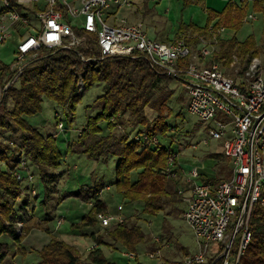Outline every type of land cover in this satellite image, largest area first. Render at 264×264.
Segmentation results:
<instances>
[{"label": "built area", "instance_id": "built-area-1", "mask_svg": "<svg viewBox=\"0 0 264 264\" xmlns=\"http://www.w3.org/2000/svg\"><path fill=\"white\" fill-rule=\"evenodd\" d=\"M133 1L0 0V44L16 39L8 68L10 76L3 81L2 93L39 58L42 49L84 46L86 37L78 34L74 26L96 34L98 59L140 57L157 74L180 79L188 97L187 110L198 116L211 138L221 141L222 154L231 163V175L213 185L200 181L199 166L189 170L190 177L179 185L178 192L185 203L182 215L196 238L197 249L178 258L167 257L163 246L168 247L169 243L155 237L153 240L159 246L145 249L144 255L154 260V264H241L251 239L253 206L264 205V72L260 59L253 57L240 78L235 79L227 75L214 58L215 42L222 26L209 27L211 41L201 36V46L195 52L182 34L166 42L160 41L150 37L140 23L117 18V11L130 7ZM247 17L254 18L252 14ZM186 57L190 58L189 62L180 65V60ZM197 58L202 62L196 61ZM81 59L96 60L83 55ZM79 84L82 85L81 80ZM54 115L56 128L65 131L61 112L55 111ZM130 138L138 142L140 148L159 143L158 137L149 135L145 128L134 132ZM3 142L12 150L8 154L15 156L7 170L19 183L20 191L35 197V177L29 170L21 139L4 138ZM176 157L177 153L172 152L163 168L168 178L178 175ZM96 215L103 227L126 222L122 214L100 211ZM61 222L62 219H58L57 225ZM20 226L19 221L14 226L17 234L21 232ZM122 256L135 259L139 254L125 249Z\"/></svg>", "mask_w": 264, "mask_h": 264}, {"label": "trees", "instance_id": "trees-1", "mask_svg": "<svg viewBox=\"0 0 264 264\" xmlns=\"http://www.w3.org/2000/svg\"><path fill=\"white\" fill-rule=\"evenodd\" d=\"M188 2L184 0L183 6H188ZM253 9L261 13L264 19V0H254ZM246 10L247 5L237 7L233 3H227L220 12L210 14L209 11L203 26L180 22L179 31H191L194 37L186 41L190 40L196 44L198 38L207 33L212 15L218 17L216 26L222 25L238 30L243 24ZM74 27L78 34L86 37L84 46L76 49H42L39 58L23 71L15 84L2 93L0 134L6 131L14 133L12 132L14 124L22 133L23 153L33 173L38 174L45 188L44 198H47L52 188L49 181L55 176L53 170L60 165L62 158V152L56 144L57 131L45 136L38 128L27 124V117L39 113L44 98H47L61 108L59 112L63 115L65 123L70 125L82 93L94 84L103 83V92L95 102L100 105L101 112L88 118L76 141L68 144L67 151H77L88 158L101 161L114 157L117 190L127 199L142 200L147 212L154 213L162 209L166 203L175 204L181 201L182 194L178 192L179 185L183 183L181 172L179 171L176 177L170 178L169 185L163 181L165 178L163 168L172 153L171 149L161 145L160 141L154 147L140 148L138 142L131 140L132 133L122 126L123 119L127 116L129 126L136 128L134 132L145 128L151 136L167 134L169 126L166 120L171 110L168 101L173 89L165 86L158 93H154L153 88L157 87L159 80L170 75L157 74L156 70L140 57L109 56L98 59L96 34ZM217 43L218 49L216 47L214 57L220 67H228L231 57L235 56L242 66L240 73L258 53L255 40L251 36L243 41H238L234 37L229 40L219 39ZM81 55L94 57L96 60L83 61ZM189 59L186 57L180 60V65H186ZM6 71L7 76H10L8 67L3 66L2 74H6ZM80 80L82 89H80ZM8 103H11L9 110H7ZM146 108L154 112V122L146 121ZM102 119L108 121L110 126L107 134L101 133L98 126V121ZM118 125L121 126L119 134L116 133ZM10 150L11 148L1 140L0 136V236L7 233L15 240L17 249H20L19 244L33 225L22 221L21 232L19 234L15 232L14 226L21 218L13 203H16L21 191L19 183L7 170V167L15 161V156L8 154ZM210 156L225 161L223 154L212 153ZM227 160L219 165L220 174L210 177L205 172H201L200 179L213 185L228 179L231 172L226 164ZM132 172L136 173L134 181L130 180ZM102 188L103 183L95 181L91 185H83L76 192H71L83 201L92 202L89 212L82 217L75 228L81 229L94 223L95 214L105 209L100 196ZM25 202L23 199L19 206L21 211L25 210ZM164 228L167 230L166 224ZM251 228V239L241 264H264V205L253 206ZM104 236L132 252H137L138 245L145 242H149L148 249L159 246L136 223L125 222L112 228L105 227L104 234L96 239L97 246L91 247L83 256L70 243L52 236L38 251L36 264H112L104 256L103 249L99 247L104 242ZM160 238L163 240L165 237L161 235ZM188 252L183 250L182 255ZM8 254V245L0 240V262ZM135 259V264H142L137 260L138 258Z\"/></svg>", "mask_w": 264, "mask_h": 264}, {"label": "rangeland", "instance_id": "rangeland-1", "mask_svg": "<svg viewBox=\"0 0 264 264\" xmlns=\"http://www.w3.org/2000/svg\"><path fill=\"white\" fill-rule=\"evenodd\" d=\"M71 1L73 2V0ZM153 1L154 0H147V2H145V7H150L149 4L152 5L154 3ZM155 1H159V9L161 10L163 17L170 18L171 24L174 23V26H177L181 7L177 9V7L171 4L172 0ZM166 6H169V10L165 12L164 9ZM146 8H141L140 0H137V2L134 1L130 7L120 8L118 10L117 18L122 17L129 22L140 23L151 36H153L152 31H155L165 36L162 38L163 40H170L174 38V33L176 31L173 29L170 23L167 22V20L162 19L161 15H159L155 9L153 12L150 9L148 11L145 10ZM252 11V8L249 7L246 10V14L248 12L253 13L255 16L254 19H247V21L242 24L241 28H239L237 31H234V34L233 31H231V33H229V31H221L220 37H222L224 40H229L234 37L239 41L245 40L249 36L253 37V39L258 44V53L256 54V57L260 59L261 68L264 72V21L261 13ZM184 12L185 10H183V13ZM108 20L111 22L113 21V19L110 17ZM170 28L173 30H170ZM216 47L218 49V43H215V49ZM11 51V45L0 49V59L4 64L11 63L13 59ZM221 69H223L227 75L235 79H239L241 76L240 71L242 66L239 63L238 58L232 56L228 67L224 66ZM165 86L173 89V94L168 101V105L171 108L170 115L168 114V118L166 120L169 128L166 135H158L157 137L161 145L166 146L167 148L169 147L172 152L177 153L176 167L182 169V173H180L181 177H183L182 180H186V178L190 177L188 175V171L194 166H200L202 168L204 166V169L209 167L213 161L210 157H207L205 153L208 151H218V140L211 138L207 134V131L198 116L187 110L186 105L188 97L184 91L183 85L180 83V79L176 78L175 76H168L159 80L157 87L153 88L154 93H158L159 90ZM82 88L83 86L80 85V89ZM102 92L103 83H97L82 93V96L76 105L74 117L70 125L66 124L65 120H63L65 128L67 129L66 131H60L58 128H56L57 118L55 117L54 112L61 111V108L55 102L47 98H44L42 102V108L39 113L27 117V124L38 128V130L41 131L45 136L57 131L56 144L62 152V158L61 163L58 166V172L60 171L63 173L60 179L57 177L59 175L54 174L55 176H53V178H51L49 181V185L52 187L49 191L50 195L47 198H43V191H45V188L38 185V181L36 182V179L39 178L38 174L36 172L34 174L30 167L29 170L35 177L33 182L35 187L34 189L37 192L35 196L38 197L35 198L30 194L23 193V191H21V194L18 197V199L21 200L13 203L15 209L18 211L20 217L24 216V214H30L32 212L39 218L46 219L48 215L53 216L54 213H57L59 217H56L51 221L50 219H47L50 228H54L57 225L58 219H62V222H64L59 224L63 229H68L69 223L73 222L74 229L69 231V234L66 235V237L68 240H70L69 243L71 242L73 244L77 252L83 256L86 255L89 247L94 243L89 236L87 238H83L81 236L74 235V233L80 230L75 228V225L79 224L82 217L89 212L92 202L90 200L81 201L78 196H75L72 193H66L67 195H65L63 192H76L83 184L90 185L95 181L102 182L104 186H110V189H103L101 193V199L105 205V209L102 211L112 214L124 215L126 217V223H136L141 228V230L152 239L163 235L165 237L163 239V243H169L168 247L163 246V253L167 257L178 258L183 254V250L190 252L195 251L197 249L196 238L182 215V212L185 208V203L183 200L176 202L175 204L166 203L162 209L154 213L147 212L142 200L127 199L123 197V195L117 190L115 184L116 159L114 157H109L108 160L101 161L88 158L85 154L77 151H67L68 144L70 142L72 144L76 141L80 134V130L85 127L88 118L101 112L100 105L95 104V102ZM10 108L11 103H8L7 109L9 110ZM146 115L147 122L155 121V114L151 109L146 108ZM126 117L123 119L122 126L125 129H128L130 133L134 134L136 128H131L129 126ZM98 126L100 127L101 133H109L110 126L108 121L105 119L99 120ZM13 130L14 131L12 132L14 133L6 131L5 133L0 134L1 140L3 141L4 138H15L17 141H20L22 133L16 128L15 124L13 125ZM120 132L121 129L116 128V133L119 134ZM193 145H195V148L192 147ZM200 159L203 160V163L200 161ZM54 172L55 169L53 170V173ZM135 177L136 173L132 172L130 174V180L134 181ZM170 180L171 179L166 175L165 178H163V181H165L167 185H169ZM197 182H199V179ZM27 197L29 198L28 207L27 211L24 212L19 209V206L23 199H28ZM96 214V221L92 224L94 226L96 225L97 227V223H100ZM34 220L35 219L32 218L31 220H20L19 222L23 221L25 224L35 225L34 222L36 220ZM164 224L167 225V230L164 228ZM20 227H22V224ZM104 230L101 228V231L103 232L101 235L104 234ZM60 236L61 238H64V234ZM105 239V243L107 245L105 249L103 248V253L110 263H136V259H127L122 256V252L125 250L122 245L113 243L109 238ZM0 240L2 243H6L8 245L9 254L7 256L10 257L15 252V240L7 233H3L0 236ZM102 244H104V242ZM19 245H21V243ZM148 245L149 242H145V244H139L136 249L139 254L137 260L142 264L155 263L154 260L149 259L144 255V251L145 249H148ZM22 258V255L17 253L13 260L15 263L17 262V264H19ZM5 259L0 262V264H7ZM25 262H27V264H36L37 260L35 254L27 255L25 257Z\"/></svg>", "mask_w": 264, "mask_h": 264}, {"label": "crops", "instance_id": "crops-1", "mask_svg": "<svg viewBox=\"0 0 264 264\" xmlns=\"http://www.w3.org/2000/svg\"><path fill=\"white\" fill-rule=\"evenodd\" d=\"M134 1L137 2V0H134ZM134 1H133V3H134ZM186 1L187 2L189 1L188 2V6H183L184 0H172L171 1V4H173L175 7H177V9L179 7H181L180 8V13H179L180 17L178 19L179 20L178 21V24H177V26H174V23L171 24L170 18H164L163 17V14H162L161 10L159 9V1H155L154 0L153 1L154 2L153 3L154 5L153 4L152 5L149 4L150 7L146 8L145 7V5H146L145 2H147V0H140V2H141V8L144 7V8H146L145 10L148 11L150 9L153 12H154V9H155L156 12L159 15H161V18L162 19L167 20V22L170 23V25L176 31L174 33L175 34L174 38H176L177 36H179V34L184 35L185 36V39H191V38H193L194 35L191 33V31H185V32L179 31V23L182 22L184 24H194V25H197V26H203L206 23V20H207V16H208V12L209 11H211L210 14H212V12H214V13L220 12L227 3H233L237 7H242L244 5H247V9L249 7H251L252 10H253L252 12H258V11H255L253 9V2H254V0H186ZM168 10H169V6H166L165 9H164V11L166 12ZM183 10H185L184 13H183ZM116 14H118V11H117ZM249 14H252L253 15V13L248 12L245 15L244 19H243V23L245 21H247V19H254L255 18L254 15H253L254 18H248L247 15H249ZM217 20H218V17L212 15L210 24L207 27V33L204 34V35H202V36L206 37L210 41H211V39H210L211 38V35L209 33V27H212V28L216 29L217 27L222 26V25H217L216 26L215 23L217 22ZM263 21H264V19H263ZM222 27H223V30L222 31H229V33H231V31H233V34H234V31H237V30L230 29V28H227V27H224V26H222ZM167 29H165V30H167ZM173 29L170 28V30H173ZM263 31H264V27H263ZM162 32H165V31H162ZM220 33H219V35H217L218 37H217V41L215 43H217L219 39H222V37H220L221 36ZM152 35L153 36H151V35H149V36L152 37V38H155V39L159 38L160 41H165V42L166 41H169V40H163L162 38L165 37V36L163 34L158 33V32L152 31ZM174 38H172V39H174ZM199 38H198V42L196 44L192 43L190 40L188 42L191 45L192 50L195 51V52L201 46V44L199 43ZM159 39H157V40H159ZM172 39H170V40H172ZM255 44H256V47L258 48V44L256 43V41H255ZM9 45L12 46L11 53L13 55L14 54V51H15V47H16V39L15 38L9 39L5 43L0 44V49L1 48H4V47H7ZM215 51H216V49L214 47V53H215ZM196 61L202 62L201 59H199V58H197ZM3 66H7L9 68V64H4L2 62V60L0 59V99H1V96H2V84H3V81L5 80V78L7 77V71H6V74H4V75L2 74V68H3ZM217 145L219 147V150L218 151H208V152L205 153V155L207 157H210L212 159V161H213L209 165V167L207 169H204L205 168L204 166H203V168L199 166L200 167V170L202 172H205L206 174H208L210 177L211 176L212 177L213 176H216L219 173V165L221 164V162L224 163L227 160V158L224 157V156H222V157L225 159V161L224 160L222 161V159H219V158L210 156L212 153H220V154H222L221 141H218L217 142ZM200 161L203 163V160L202 159H200ZM226 164H227V166H228V168L230 169V172H231V163H230V161L227 160V163ZM58 169H59V167L58 168H55L54 174L59 175L57 177L60 179L63 172H60V171L58 172ZM179 171L182 173V169L179 168ZM59 179H58V181H59ZM37 181H38V185L40 187H44L42 185V183H41V180L39 178L36 179V182ZM200 181H202V180L200 179ZM83 185L86 186L85 184H83ZM82 186H80V187H82ZM103 189L108 190V189H110V186L109 185H105V186L103 185V188L100 191V196H101V193H102V190ZM43 192L45 193V191H43ZM63 193L69 194L71 192H67L66 191V192H63ZM43 198H44V196H43ZM28 200H29V198L27 200L25 199L26 202H25V210H23L24 212L27 211ZM56 217H59V215L57 213L56 214L54 213L53 216L52 215H50V216L48 215L46 217V219H44V218L41 219L36 214H34L32 212L30 214H24V216L20 217L21 220H31L32 218H34L36 220V221L34 220L35 221L34 222L35 225L32 226V228L29 231V233L21 241L20 249H17V247H15V252L10 257L9 256L6 257V259H5L7 261L6 263L7 264H17V262L15 263L14 260H13L14 256L17 253H20L22 255V257H23L19 264H27V262H25V257L27 255H32V254H35L36 260L38 261V251H40L43 248V246L51 239L52 236H56L57 238H60V239L64 240L65 242H68L69 243L70 240H68V238L66 237V235L69 234L68 233L69 231H72L74 229L73 222L69 223L68 229H63L61 227V225H58V226L56 225L54 228H50L49 225H48L49 223H48L47 219H50V221H51L52 219H54ZM62 223H64V222H62ZM101 228L104 230V227L101 226L98 223H97V227H96V225L94 226L93 224H89L87 226L82 227L78 232L74 233V235L81 236L83 238H87L89 236L92 239L93 243H94L93 245H91L89 247V249H90L91 247H96L97 246V240L96 239H97V237H99V235H101L103 233L101 231ZM62 234H64V238H61L60 235H62ZM105 238H107V237H105ZM105 238L103 237L104 244L99 245V247H101L102 249L103 248L105 249V247L107 245L105 243V240H106ZM70 244L73 245L71 242H70Z\"/></svg>", "mask_w": 264, "mask_h": 264}]
</instances>
